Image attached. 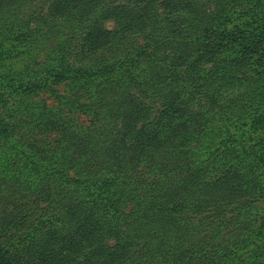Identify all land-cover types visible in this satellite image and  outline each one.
<instances>
[{
	"label": "trees",
	"instance_id": "trees-1",
	"mask_svg": "<svg viewBox=\"0 0 264 264\" xmlns=\"http://www.w3.org/2000/svg\"><path fill=\"white\" fill-rule=\"evenodd\" d=\"M48 2L44 23L58 26L65 38L54 49L55 66L43 78L53 86L100 87L99 98L96 105L82 106L51 90L57 105L49 108L27 103L40 81L13 89L16 104L29 109L27 116L55 118L50 126L65 143L58 158L72 152L83 160L82 165H54L46 152L34 148L29 153V145L24 151L8 142L4 134L9 125L0 124V147L6 148L0 151L1 163L10 155L8 168L25 173L17 192L31 189L36 203L45 205L29 214L28 236L7 243L0 239V264L230 261L231 253L218 245L206 252L215 240L210 229L228 223L226 208L231 225H238L248 211L233 202H216L211 190L223 180V168L233 174L234 165L224 166L239 157L245 160L247 151L228 134L219 113L213 116L220 126L212 129L206 115L218 107L217 93L223 88L258 82L263 86L251 103L253 130L264 123V21L256 14L249 18L258 2L248 13L249 22L230 30L226 27L235 11L218 0ZM209 2L213 9L206 6ZM106 18L116 22L115 30L102 28ZM15 20L26 26L21 18ZM9 52L0 44V56ZM61 105L87 109L88 128L78 132L76 123L63 119ZM242 114L240 110L238 117ZM257 184L254 203H244L248 209L255 201L264 203V190ZM12 221L14 228L24 225L21 215ZM263 223L257 228L262 234L254 238L263 241L253 249L251 264H264ZM5 229L0 226V238ZM105 237L112 239L111 249L102 246ZM237 261L243 264L239 257Z\"/></svg>",
	"mask_w": 264,
	"mask_h": 264
},
{
	"label": "rangeland",
	"instance_id": "rangeland-1",
	"mask_svg": "<svg viewBox=\"0 0 264 264\" xmlns=\"http://www.w3.org/2000/svg\"><path fill=\"white\" fill-rule=\"evenodd\" d=\"M48 1L0 0V44L7 49L10 48L9 53L0 56V124L9 125L10 129L8 128L9 130L4 135L8 137V142H17V148L26 151V145H29L26 152H35L34 148L44 151L54 165L71 166L75 161L82 165L83 157L78 158L72 152H69L67 157L61 156V158H58L60 157L59 148L65 147V143L61 141L62 137L59 130H54L50 126V122L55 118L39 117L35 114L34 116H27V113L30 112L27 106L24 104L17 105V98L12 96L14 94L13 89L19 83L31 84L34 81H40L37 85L36 94L29 95L28 104L44 103L49 108L55 107L57 103L50 94L51 90L54 94L66 98L70 102L74 100L82 106L96 105L98 101L100 87L93 85L86 90L78 85L80 88L78 90L77 85L63 82L53 86L49 84L47 79L43 78L44 72L49 67L55 66L52 59L55 57L53 55L55 53L54 49L61 47L65 38L61 35L58 26L44 23ZM256 1L258 7L249 13L255 0H218L220 5H223L227 11H235L226 28L228 30L232 26H238L239 28L240 24L248 23V13L249 18L251 15L256 14L264 21V0ZM206 6L210 9L214 8V4L211 2L206 3ZM15 18L26 21V26L22 25L21 20L16 23ZM101 25L102 28L104 27L109 31L115 30L117 26L112 18L103 19ZM132 37L134 39L139 38L133 35ZM138 43H141V41L138 40ZM254 70H257V66L254 67ZM42 79L45 80L43 84H41ZM95 83L97 84V82ZM262 86L258 82L256 85L246 82L240 86L233 85L223 88L217 93L218 107H214L206 115L208 122L209 119H212V122H210V128L212 129L220 126L219 117L213 116L215 112L219 113L228 134L236 139L235 141H240L241 147L245 152L247 151L245 160L239 157L238 161L230 160L228 165L224 166L229 168V165H234L233 170L229 169L233 174H225L226 169L223 168L220 171L223 180L220 181V184H214L211 190L213 195L210 198L215 199L216 202L223 204L233 202L240 204L248 211L246 217L237 219L238 225H231L229 219L232 218V215L228 213L226 208L223 219H226L228 223L210 229V234H213L215 240L214 243L205 248L206 252L215 249L218 245V248H223L231 253L230 261L221 259L216 264H241L237 261L238 257L243 264H251L253 249L263 241L254 238L258 237L259 233L262 234V231L257 228L264 221V203L255 201L253 206L249 205L250 210L244 205L246 201L251 200L253 202L256 194V182L264 190V123L253 130L252 127L256 124H253L251 119L253 113L251 103L258 99V93ZM61 107L64 111L63 119L76 123V127L80 128L78 132L88 128L90 113H86L87 109H76V105L69 109L63 105ZM240 110L243 111V114L238 117ZM232 137L226 136L225 138L232 142L234 140ZM249 147H254V149L248 152L247 148ZM5 149L0 147V151H5ZM70 151H74V149ZM0 154L2 153L0 152ZM11 160L10 155L7 157L6 163H1L0 160V226L6 227L5 233H1L0 239L4 243L14 242L16 238L24 233L28 236L31 231L29 214L34 213L36 209L45 208V205L36 203L38 199L32 195L31 189L17 192L19 183L25 180V173L18 167L9 169L8 166H10ZM66 172L69 175L72 174L71 169H67ZM260 174L261 177L259 178ZM211 176L216 178L214 173ZM128 210L129 206L125 211ZM18 214L19 216H17ZM38 214L39 212L36 215ZM20 215L24 225L16 224L15 228L10 226L13 222V216L18 220ZM201 217L196 216L195 220H199ZM246 241H249L246 245L241 243ZM113 244L112 239L105 237L102 246L111 249ZM214 246L215 248H213ZM0 250H2V247H0Z\"/></svg>",
	"mask_w": 264,
	"mask_h": 264
}]
</instances>
